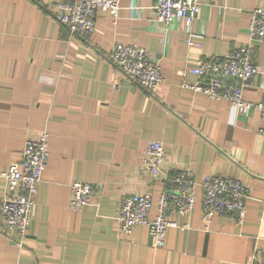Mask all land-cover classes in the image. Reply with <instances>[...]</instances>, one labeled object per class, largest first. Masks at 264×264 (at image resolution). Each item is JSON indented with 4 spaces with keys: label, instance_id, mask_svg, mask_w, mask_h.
<instances>
[{
    "label": "crops",
    "instance_id": "1",
    "mask_svg": "<svg viewBox=\"0 0 264 264\" xmlns=\"http://www.w3.org/2000/svg\"><path fill=\"white\" fill-rule=\"evenodd\" d=\"M56 1L0 0V174L29 134L46 131L49 153L23 248L0 220V264H246L263 256L264 136L254 104L264 97V42H251L258 72L243 88L248 108L184 85L196 82L198 60L250 42L248 13L264 0H199L192 45L183 22L158 20L152 0H120L118 17L97 13L85 37L54 20ZM132 40L160 65L163 81L152 91L107 60L115 44ZM149 141L163 146L154 178L140 164ZM175 170L196 182L209 174L238 178L248 188L243 223L214 216L205 227L198 186L189 215H168L177 226L162 248L150 245L143 225L120 233L121 198L146 193L155 203ZM74 181L98 186L77 212L69 207ZM3 188L0 175V197Z\"/></svg>",
    "mask_w": 264,
    "mask_h": 264
},
{
    "label": "built area",
    "instance_id": "2",
    "mask_svg": "<svg viewBox=\"0 0 264 264\" xmlns=\"http://www.w3.org/2000/svg\"><path fill=\"white\" fill-rule=\"evenodd\" d=\"M155 14L165 25L181 21L190 38L200 34L190 32V26L200 13L199 0H152ZM120 0H57L52 4L51 15L64 26L69 34L85 37L94 30L97 13L107 14L112 19L118 17ZM248 42L230 51L224 56H215L198 60L191 69L196 76L194 84H186L202 92L210 99H224L236 109L251 106L243 100V88L254 78L258 66L253 60L251 42H264V7L249 11ZM107 60L118 74L130 83L146 90H154L162 81L161 68L149 52L139 46L135 40L130 43H117ZM262 117V124L257 132L264 136V97L254 104ZM48 134L26 136L18 160L9 164L0 174L4 188L0 197V220L9 232L15 233V246L23 248L24 238L35 205L36 193L44 170L48 163ZM163 146L158 141H149L140 160L141 168L152 178L162 171ZM201 188V220L205 227L211 224L214 216H221L242 224L246 214L245 202L248 188L238 178L209 174L199 182L192 179L185 170H175L166 180L163 190L154 203L149 194H129L119 202L117 212V230L130 235L136 226L147 228L150 245L160 249L164 245L166 231L176 227L175 221L169 220L170 213L187 216L195 205V189ZM69 207L73 212L80 211L90 204L98 191L93 183L74 181L70 184ZM155 208V214L150 211ZM187 225H185L186 227ZM246 264H264V255L255 254Z\"/></svg>",
    "mask_w": 264,
    "mask_h": 264
}]
</instances>
